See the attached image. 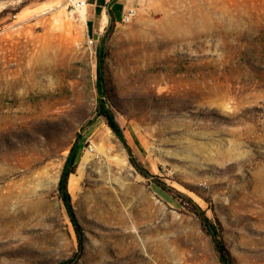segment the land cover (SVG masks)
<instances>
[{"label":"rangeland","instance_id":"obj_1","mask_svg":"<svg viewBox=\"0 0 264 264\" xmlns=\"http://www.w3.org/2000/svg\"><path fill=\"white\" fill-rule=\"evenodd\" d=\"M80 1L0 0V264H225L196 206L264 264V0H142L93 45Z\"/></svg>","mask_w":264,"mask_h":264},{"label":"trees","instance_id":"obj_2","mask_svg":"<svg viewBox=\"0 0 264 264\" xmlns=\"http://www.w3.org/2000/svg\"><path fill=\"white\" fill-rule=\"evenodd\" d=\"M110 30H112V27ZM104 64H105V52L101 48L100 50H98V63H97V72H98V74H97V76H98L97 90H98L100 95H103L105 92L104 91V76H103ZM98 114L100 116L105 117V119L107 120V124H108L109 128L126 145V140H125L123 131H122L120 125L118 124V122L116 121L112 112H110L109 110H105L103 107V109L100 110L98 112ZM128 151L130 152V155H131V162L135 166L138 167V165L135 161V158L132 156V152L129 148H128ZM77 159H78V150L73 149L71 151L70 156L68 158V161H67V163L63 169L58 189H59L60 197H61L62 201L64 202V205H65L66 210L68 212L70 221H71V223H72V225L76 231L77 238L81 243L82 238H83L82 228H81V226L78 222V219L76 217V214H75V211L73 208V204H72L71 194H70L69 189H68V181H69L70 176L73 175V173L76 170ZM196 209H197V215L200 218L204 229L206 230L207 233H209L212 236L214 243H215V247H216L217 251L220 253V257H221L222 261L225 264H229L228 254L226 252V249L223 246V242L220 239L219 232H218L216 226L208 218L205 211H203L198 206H196Z\"/></svg>","mask_w":264,"mask_h":264},{"label":"crops","instance_id":"obj_3","mask_svg":"<svg viewBox=\"0 0 264 264\" xmlns=\"http://www.w3.org/2000/svg\"><path fill=\"white\" fill-rule=\"evenodd\" d=\"M87 6L81 8L80 16L86 20L87 36L96 41L100 40L110 23L119 24L123 13L128 8L138 9L142 0H87ZM90 139L96 142H107L102 138V133L108 131V124L98 120L92 126Z\"/></svg>","mask_w":264,"mask_h":264},{"label":"built area","instance_id":"obj_4","mask_svg":"<svg viewBox=\"0 0 264 264\" xmlns=\"http://www.w3.org/2000/svg\"><path fill=\"white\" fill-rule=\"evenodd\" d=\"M78 6L80 8L87 6V0H81L78 3ZM136 14H137V10L135 8H128L126 10V12L123 13L121 22L122 23H130L134 19V17L136 16ZM94 41L95 40L90 39L89 43L93 45L94 44ZM89 150L92 153H94L95 152L94 146L93 145H90Z\"/></svg>","mask_w":264,"mask_h":264},{"label":"bare ground","instance_id":"obj_5","mask_svg":"<svg viewBox=\"0 0 264 264\" xmlns=\"http://www.w3.org/2000/svg\"><path fill=\"white\" fill-rule=\"evenodd\" d=\"M83 8V7H82ZM174 33L175 32H178V31H180V27L178 26V27H176L175 29H173L172 30ZM176 41H180V40H182V39H185V36H184V34H180V33H175V38H174ZM91 152V151H90ZM92 153V152H91ZM96 153V151L94 152V153H92V154H94L96 157H97V155L95 154ZM98 153H99V150H98ZM92 154H90V155H92ZM75 182V181H74Z\"/></svg>","mask_w":264,"mask_h":264}]
</instances>
